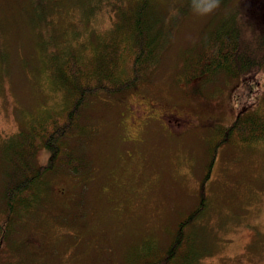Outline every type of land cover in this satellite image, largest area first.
Wrapping results in <instances>:
<instances>
[{
    "label": "rangeland",
    "instance_id": "1",
    "mask_svg": "<svg viewBox=\"0 0 264 264\" xmlns=\"http://www.w3.org/2000/svg\"><path fill=\"white\" fill-rule=\"evenodd\" d=\"M161 1L169 26L171 18L177 19L166 49L178 61L182 49L192 48L230 10L224 5L204 11L191 6V0ZM95 4L0 0V146L18 119L58 100L48 86V69L42 67L74 32L83 31L79 39L85 41L93 24L97 28L96 22H107L94 21ZM60 7L66 11L56 12ZM49 11L56 14L46 17ZM108 11L104 7V16L114 19ZM28 62L35 70L27 71ZM172 73L170 58L162 59L150 80L119 99L93 105L97 129L82 149L92 163L85 186L68 176L56 177L47 204L28 216V226L21 227L25 215L17 218L10 240L19 244V252L12 255L6 247L0 264H130L150 244L166 245L201 189L208 204L192 229L190 260L264 264V146H221L203 186L201 180L215 127L229 124L240 104L257 99L264 71L246 81L219 78L205 86V98L186 94ZM38 156L42 159L43 153ZM60 188L64 197L55 195Z\"/></svg>",
    "mask_w": 264,
    "mask_h": 264
},
{
    "label": "trees",
    "instance_id": "2",
    "mask_svg": "<svg viewBox=\"0 0 264 264\" xmlns=\"http://www.w3.org/2000/svg\"><path fill=\"white\" fill-rule=\"evenodd\" d=\"M121 2L96 0L92 8L94 21L104 18L107 22H96L97 28L93 24L96 31L89 30L85 41L79 39L83 31L74 32L64 41L66 47L48 54V65L42 68L48 69V86L58 100L47 101L46 108L25 120L18 119L16 130L0 146V253L10 246L11 254L17 255L19 244L10 240L17 218L25 215L24 220L20 219L21 227L28 226V216L47 204L56 177L68 176L85 186L92 163L82 149L97 129L98 116L96 121L92 113L94 104L119 99L150 80L162 59L167 58L175 85L193 97L208 96L205 86L219 78L246 81L264 71V0H191L194 7L214 4L228 6L230 10L218 16L219 21L192 48L182 49L179 61L172 59L166 49L169 30L177 25V19L171 18L169 26L162 1L127 0L126 5ZM106 6L114 19L104 16ZM60 11L66 9L56 8V12ZM56 12H46V17ZM46 23L51 24L50 19ZM26 68L33 71L35 65L28 62ZM236 142L264 146V88L255 101L239 105L229 124L215 127L202 186L218 149ZM39 153H43L42 159ZM64 192L60 188L55 195L64 197ZM207 204L201 189L195 206L178 221L166 245L159 249L150 244L130 264L196 263L198 258L190 260L194 253L192 229ZM79 205L81 201L77 202ZM24 245L28 249L33 247L31 242Z\"/></svg>",
    "mask_w": 264,
    "mask_h": 264
},
{
    "label": "clouds",
    "instance_id": "3",
    "mask_svg": "<svg viewBox=\"0 0 264 264\" xmlns=\"http://www.w3.org/2000/svg\"><path fill=\"white\" fill-rule=\"evenodd\" d=\"M215 5L214 4H209L205 9L204 11H210L212 7H214Z\"/></svg>",
    "mask_w": 264,
    "mask_h": 264
},
{
    "label": "bare ground",
    "instance_id": "4",
    "mask_svg": "<svg viewBox=\"0 0 264 264\" xmlns=\"http://www.w3.org/2000/svg\"><path fill=\"white\" fill-rule=\"evenodd\" d=\"M1 258V257H0Z\"/></svg>",
    "mask_w": 264,
    "mask_h": 264
}]
</instances>
